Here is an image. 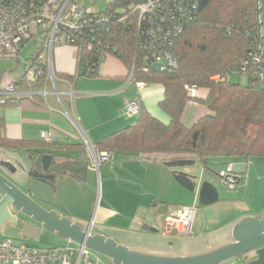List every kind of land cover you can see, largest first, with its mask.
Wrapping results in <instances>:
<instances>
[{"label":"crops","instance_id":"crops-1","mask_svg":"<svg viewBox=\"0 0 264 264\" xmlns=\"http://www.w3.org/2000/svg\"><path fill=\"white\" fill-rule=\"evenodd\" d=\"M78 53V49L70 44H56L51 53L53 70L56 75L61 76L62 88L60 90L72 89L75 93L72 109L77 125H74L61 112L60 104L54 96H49L45 101L41 98H13L8 104L0 106V117L4 123L1 135L10 139L36 143L43 141L42 132L51 134L52 141H43L46 144L43 149L49 151L48 154L54 158L63 160L67 157L78 158L82 155L89 157L87 146L84 152L79 147L81 143L86 145L85 140L93 145L102 137L133 125L138 115L129 117L123 112L125 102L133 96H138L142 109L151 116L164 124L169 122V116L159 107V102L164 95L163 86L155 82L142 83L139 86L130 82L128 79L129 66L114 54L106 55L99 64L96 74L77 76L73 82L64 79L63 76L76 73ZM10 72L0 79V84L11 78H20L22 68L21 66L14 67ZM207 92L205 88H198L196 97L204 99ZM207 114L209 110L203 104L187 101L181 122L189 127ZM29 146L8 149L12 151L9 156H13V153H23L27 156L25 167H19L17 160L11 159L13 169L10 171L14 175L23 173L25 175L23 184L25 185L27 172L32 166L27 152L30 149ZM179 159L191 160L190 163H195L190 167L195 168L194 171L198 177L189 174L193 172L190 168L176 172L174 166L168 164V162ZM239 160L240 158L213 159V164H210L208 166L210 169H207L190 154L113 152L111 158L100 166L99 172L88 165L80 178H75L69 173L57 175L54 179V197L67 210V217L80 224L79 221L83 217L80 210H84L87 205L86 211L89 214L92 206L89 198H92L100 177L101 198L95 215L91 219L93 226H97V229L94 230L92 227V231L90 225L86 228L91 234H103L127 248H131L129 244L135 232L142 233L144 236L150 233L168 238L182 237L191 240L185 246L175 248L174 253L167 248L151 252L153 248L147 246L143 248L144 245H140V248L147 252H137L160 257L193 256L232 243L234 241L232 228L239 219L245 216L261 217L264 214L263 178L250 177L245 185L246 191L251 188V199L255 197V190L257 193L260 192L259 207L248 204L241 206L239 200L235 202L233 192L218 190L214 183V177L219 178L220 170L237 172L235 170L239 169L236 164L241 163ZM225 161L227 164H224ZM5 162L8 164L10 159ZM1 166L0 169H2ZM179 173L183 174L184 179L189 180L193 185V190L186 189L175 179V175ZM196 178H199L197 182ZM118 193H121L123 197L126 195L133 197L129 200L126 198L120 205L115 206L113 196H117ZM83 196L85 197L83 202L86 205L80 204ZM179 205L195 207L191 236H181L164 227L165 214ZM208 211L214 212L213 215H208ZM228 213L232 220L229 227L225 226L226 223L218 221L223 217L222 215ZM60 215L66 216L62 213ZM66 241L67 245L61 246H69L68 243L71 240ZM211 243L218 247H210ZM193 244L196 246H191ZM89 258L93 261L98 257L89 255ZM255 258L256 256L252 254L247 260L239 257L236 258V263L247 264Z\"/></svg>","mask_w":264,"mask_h":264},{"label":"trees","instance_id":"trees-1","mask_svg":"<svg viewBox=\"0 0 264 264\" xmlns=\"http://www.w3.org/2000/svg\"><path fill=\"white\" fill-rule=\"evenodd\" d=\"M134 2L136 0H112L105 11L127 7ZM255 27V0H199L196 20L186 25L175 40L178 65L173 72L156 70L150 63H144V52L137 47L133 17L124 23L115 22L107 31L99 32L97 37L115 46L118 51L115 55L129 68L134 63V83L155 82L163 86L164 95L159 107L169 116V122L162 123L141 107L133 125L102 137L93 144L94 150L97 153L110 150L190 154L207 169H210L208 166L213 164V159L264 157V85L240 69L254 40ZM82 38L90 39L87 35ZM78 51L76 73L63 76L69 82L77 76L88 75L84 62H92L98 55L95 49ZM233 72L246 74L248 84L227 80L226 76ZM218 75L220 79L213 78ZM185 85L207 89L206 98H190ZM187 101H196L209 110V114L189 127L181 122ZM3 127L0 117V147L14 149L33 145L27 152L33 170H39L42 155L49 152L43 149L46 144L7 138L1 135ZM79 147L83 152L86 150L84 143ZM88 165H91V160L85 155L63 160L53 157L48 173L55 177L69 173L80 178ZM228 171L238 178L239 183L243 181V172ZM54 179L49 181L53 188ZM75 259L76 255L72 257L71 264Z\"/></svg>","mask_w":264,"mask_h":264},{"label":"built area","instance_id":"built-area-1","mask_svg":"<svg viewBox=\"0 0 264 264\" xmlns=\"http://www.w3.org/2000/svg\"><path fill=\"white\" fill-rule=\"evenodd\" d=\"M83 0H0V60L21 63L20 78L8 79L0 84V105L13 98H41L54 96L61 112L77 125L73 113L75 93L72 89L57 88L58 78L52 67L51 53L56 44L74 45L78 50L95 49L96 60L84 62L86 74H96L99 64L106 55L117 53L109 41L97 37L107 31L113 23H124L134 18L137 47L144 52V63H160L159 70L173 72L178 65L175 40L185 26L197 18L199 0H136L127 7L111 11H97L82 3ZM256 27L253 42L242 61L241 71L248 72L264 85V0H255ZM90 38L83 40V36ZM38 36L34 53L20 59V50L26 42ZM146 69V68H143ZM134 63L129 68L128 79H133ZM220 79L221 76H214ZM60 79V78H59ZM138 86L142 83L137 82ZM187 95L196 96L197 88L185 85ZM141 104L138 96L127 100L123 112L129 117L138 115ZM45 142L53 136L41 133ZM91 166L98 170L100 164L111 158L112 151L97 153L93 145L85 140ZM219 179L228 188H236L239 180L228 170L219 172ZM195 207L179 205L164 216V227L181 236H191ZM105 264L99 258H89V249L81 245L39 247L24 243L16 244L9 239L0 241V264Z\"/></svg>","mask_w":264,"mask_h":264},{"label":"water","instance_id":"water-1","mask_svg":"<svg viewBox=\"0 0 264 264\" xmlns=\"http://www.w3.org/2000/svg\"><path fill=\"white\" fill-rule=\"evenodd\" d=\"M151 67L159 70L160 63L154 62ZM52 159L50 154L42 155L40 169L33 170L31 166L27 172L26 187L31 196L22 192L0 173V227L6 221L14 222L13 213L20 212L57 237L71 240L80 246L84 245L90 251L109 257L113 264H220L233 257L247 260L251 254L256 258L247 264H264V214L261 217L245 216L239 219L232 228V243L193 256L160 257L140 254L103 234H91L89 229H83L80 224L61 216L57 211L54 188L49 183L55 176L48 173ZM190 162L192 161L179 159L168 164L183 165ZM182 176L179 173L175 175V179L186 189L193 190V185Z\"/></svg>","mask_w":264,"mask_h":264},{"label":"rangeland","instance_id":"rangeland-1","mask_svg":"<svg viewBox=\"0 0 264 264\" xmlns=\"http://www.w3.org/2000/svg\"><path fill=\"white\" fill-rule=\"evenodd\" d=\"M110 1H112V0H83L82 3L85 4L86 6L92 7L93 10L95 12H97V11L105 10V8L107 7V5L109 4ZM37 40H38V36H35L26 42V44L20 50V59L27 58L34 53V50L36 49V47L39 44ZM18 66L20 67L21 63H17L14 61L0 60V79L7 76V74L11 73L10 71H13L14 67L18 68ZM226 78H227V80H230L233 83H240L241 85H247L248 84V76L246 74L233 72V73L227 75ZM57 88L59 90L62 88V85L60 83L59 78L57 81ZM10 152H12V151L0 147V165H2L1 166L2 169H0V173L5 178H7L11 183H13L15 186H17V188H19L22 192L26 193L27 187L25 184H23L25 175L23 173L14 175L10 171H11V169H13V167H12L13 162L11 161V159H16L17 163L19 164V167H25V163H26L25 161L27 160V156H26V154H23V153L22 154L21 153L20 154L19 153H13L14 154L13 156L12 155L9 156V154H12ZM155 154H160V153H155ZM7 159H10V162H9L10 164L9 163L7 164V162H5V161H7ZM239 161H241V163L236 164V167L239 170H235V171L243 172L244 173L243 174L244 179L242 182L237 184L236 188H234V189L228 188V186L225 185L224 183H222L219 178L214 177L213 175H210V176L214 177V179H215L214 183H215L216 187L218 188V190L233 192L235 202H238V200H239V202L242 204L241 206H244V205L246 206L248 204L250 206L259 207V205L261 203L260 192L257 193V190H255V197H253L251 199V194H250L251 188H249L248 191H246L245 185L249 181L250 177L251 178L255 177V178H263L264 179V157H262V158L251 157L248 160L240 157ZM102 164L99 165L98 172H99L100 166ZM193 164H195V163H190V164H186V165H182V164L172 165V166H174L176 172H181V171H184V169H186V168H190V169H192L191 171H193V172H190L189 174H191L194 177V176H197V174L194 171L195 168L190 167ZM94 170L96 171V169H94ZM206 174H209V173H206ZM197 179L199 180V178L195 179L196 182H197ZM127 190H129V189H127ZM83 192L85 193V191H83ZM100 192H101V179L99 177V181H98L97 186L95 187L92 198H89L91 203H92L89 214L86 211L87 205L83 202V201H85L84 196L82 198V202H80V204L86 205L84 210H80V213H82L83 217L79 221L80 225L84 229L88 228L89 225L91 227V230H92V227L94 230L97 229V226H93V222L91 221V219L95 215L96 208H98V206H99V201L101 198ZM88 197H89V195H88ZM122 197H123V195L121 193H118L117 196H113L115 206H117L118 204L120 205V203L122 201H124L126 198H127V200H129L133 196L132 195H126L123 198ZM137 197L139 198L140 196H137ZM56 202L58 204V208H56L57 211L59 213H62L63 215H66L64 217H67V215H68L67 210L64 208V206L57 199H56ZM46 207L49 208V206H46ZM80 207H81V205H80ZM213 213L214 212H212V211L207 212V214L210 216L213 215ZM84 215H89V216H84ZM13 216L15 218L14 222L6 221L0 227V241H2L4 239H9L16 244L27 243L29 245H37L39 247H55V246L67 245V241L65 239L59 238L56 235H54L53 233L46 231L45 229L42 228V226L38 222L34 221L30 217H28V216H26L20 212L13 213ZM222 216L223 217L218 221H220L221 223H226L225 226L229 227V225L232 221L230 218V214L228 213V214H224ZM155 231H157V230H155ZM146 235L150 236V237L144 236L142 233L138 234L135 232V236H133V238H131V240H130V244H129L130 246L129 247H131V248H128V249L133 251V252L145 251V250L140 248V245H144V246H142L143 248H145V246L152 247L153 249L151 250V252L152 251H162L163 248H167V250L171 251V253H174L175 248H178L179 246H185L191 240V239H185L182 237H170V238H168V237L161 236L160 234H153L152 235L149 233ZM68 244H70L69 246L77 248V249L80 247L79 244H77L76 242H73V241H70V243H68ZM191 246H196V244H193ZM209 246L212 248L215 246L218 247V245H216L214 243H211ZM205 247H207V245H205ZM145 252H147V251H145ZM137 253H139V252H137ZM89 255H95L99 259L103 260L106 264H113L112 260L109 257L104 256L102 254L95 253V252L89 250ZM190 255H192V254H190ZM220 264H237L236 263V257L225 260V261L221 262Z\"/></svg>","mask_w":264,"mask_h":264},{"label":"flooded vegetation","instance_id":"flooded-vegetation-1","mask_svg":"<svg viewBox=\"0 0 264 264\" xmlns=\"http://www.w3.org/2000/svg\"><path fill=\"white\" fill-rule=\"evenodd\" d=\"M28 195H30V193H28V192H26ZM31 196V195H30ZM37 202H39L38 200H36ZM41 205L43 204V203H41V202H39ZM43 206L44 207H46L44 204H43ZM47 208V207H46Z\"/></svg>","mask_w":264,"mask_h":264}]
</instances>
